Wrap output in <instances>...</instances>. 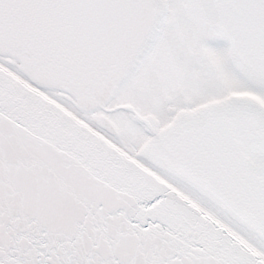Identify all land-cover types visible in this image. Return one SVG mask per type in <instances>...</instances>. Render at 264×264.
<instances>
[{
    "label": "snow or ice",
    "instance_id": "6c2138e0",
    "mask_svg": "<svg viewBox=\"0 0 264 264\" xmlns=\"http://www.w3.org/2000/svg\"><path fill=\"white\" fill-rule=\"evenodd\" d=\"M0 264H264V0H0Z\"/></svg>",
    "mask_w": 264,
    "mask_h": 264
}]
</instances>
